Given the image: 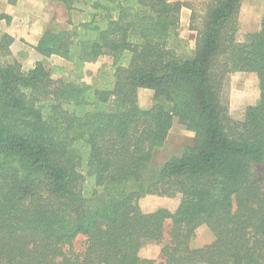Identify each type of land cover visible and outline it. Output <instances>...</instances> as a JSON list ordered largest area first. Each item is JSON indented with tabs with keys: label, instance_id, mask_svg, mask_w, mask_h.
<instances>
[{
	"label": "trees",
	"instance_id": "obj_1",
	"mask_svg": "<svg viewBox=\"0 0 264 264\" xmlns=\"http://www.w3.org/2000/svg\"><path fill=\"white\" fill-rule=\"evenodd\" d=\"M48 1L79 18L32 49L69 69L4 63L15 40L0 33V264H155L142 256L151 245L165 264H264V17L239 39L243 0H205L191 48L181 1ZM104 56L112 65L88 84L86 65ZM235 73L260 91L239 119ZM175 124L192 144L148 175ZM146 195L179 205L145 212ZM205 229L213 241L193 248Z\"/></svg>",
	"mask_w": 264,
	"mask_h": 264
},
{
	"label": "rangeland",
	"instance_id": "obj_2",
	"mask_svg": "<svg viewBox=\"0 0 264 264\" xmlns=\"http://www.w3.org/2000/svg\"><path fill=\"white\" fill-rule=\"evenodd\" d=\"M13 0H0V14L6 12V7ZM187 3V7L183 8L181 13L180 36L191 48L195 46V32L190 30V22L192 9L199 14L202 11L205 0H171ZM250 1L246 0V8L250 7ZM247 12L251 9H246ZM17 19L12 22L13 32L19 38L13 47H11V56L4 59L7 62H19L23 69L30 70L37 62L42 61L48 69L59 65L70 68L69 64L57 56L44 58L37 54L30 44L36 37L49 29L53 24H60L62 28L66 27L69 21H77L76 12L69 13L62 4L51 3L48 0H21L20 8L17 9ZM1 16V15H0ZM20 16V17H19ZM0 28L5 29V23L0 21ZM0 31H2L0 29ZM26 34L32 35V40L26 38ZM246 35L240 33L239 39ZM112 59L109 56L101 57L97 62L86 65V75L84 81L92 84L94 78L97 77L99 70L103 66L112 65ZM56 76L55 78H57ZM139 104L143 109H149L154 104V93L149 89L139 90ZM260 91L259 85L256 83L254 75L247 74H232L230 83L227 88V98L229 100V108L232 117L239 119L244 109L252 104H256L259 100ZM194 139V133L188 131L181 125L175 124L170 131L168 140L163 148L159 149L153 159L152 165L148 168L147 174H153L172 157L180 156L187 147H189ZM256 171L259 176L264 178V164L257 165ZM107 195L106 191H103ZM141 208L145 212H152L158 208L165 207L171 211H175L179 205L178 199H170L167 197H159L155 195H146L139 202ZM85 238L80 236L76 243L77 252L83 251ZM213 241V234L205 229L199 231L192 240L193 248L203 247ZM142 256L151 259L155 264H165L164 258L161 256L160 247L151 245L142 251Z\"/></svg>",
	"mask_w": 264,
	"mask_h": 264
},
{
	"label": "crops",
	"instance_id": "obj_3",
	"mask_svg": "<svg viewBox=\"0 0 264 264\" xmlns=\"http://www.w3.org/2000/svg\"><path fill=\"white\" fill-rule=\"evenodd\" d=\"M11 1V0H10ZM27 1V0H26ZM30 1V0H29ZM21 5V0H13L12 2H10V5H8V7H6V12H3L0 15H6L9 17L8 20H2V22L5 23V29L0 28L2 31H0V33H7L10 36H12L14 38V43L13 45L17 42L20 41L21 37H17L15 35V33L13 32V25H11V20L12 22L14 20L17 19L18 14L17 13V9L20 8ZM251 9L249 10V12H247L246 9ZM246 8V0L242 1V5H241V11H240V33L243 34H248V33H252L255 32L259 29L260 24H261V20L264 17V0H251L250 1V7ZM20 17V16H19ZM1 21V20H0ZM44 32H41V34H39L36 39L34 40L35 42H33L32 40V35L26 34V38H29L32 40V42L30 43L32 46H35L38 41L40 40V38L42 37ZM20 39V40H19ZM13 45L11 47H13ZM236 74H247V73H236ZM254 75V74H251ZM255 79H256V83L258 84V79L257 77L254 75ZM255 105V104H252Z\"/></svg>",
	"mask_w": 264,
	"mask_h": 264
}]
</instances>
